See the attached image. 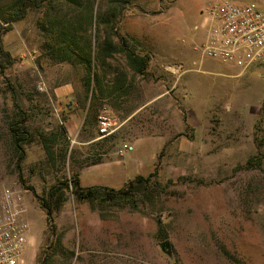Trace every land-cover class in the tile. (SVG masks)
Wrapping results in <instances>:
<instances>
[{
	"label": "rangeland",
	"instance_id": "rangeland-1",
	"mask_svg": "<svg viewBox=\"0 0 264 264\" xmlns=\"http://www.w3.org/2000/svg\"><path fill=\"white\" fill-rule=\"evenodd\" d=\"M219 1L125 3L115 30L129 48L150 56L147 69L133 73L123 52L97 67L104 84L83 126L86 72L52 54L53 36L41 25L47 7L28 9L8 24L11 0H0V48L10 55L0 51V65L10 61L0 72V193L14 186L24 194L30 223L24 264H39L47 250L50 264H264V61L240 72L202 57L199 46L213 23L207 8ZM92 4V22L77 33L91 42L93 58L97 1ZM117 67L126 74L124 93L108 96ZM10 82L33 129L46 132L63 122L67 134L77 132L68 134L66 162L43 165L36 138L16 165L7 132L14 115ZM100 114L115 122L111 135L99 134ZM124 144L133 149L122 152ZM156 165L157 178L174 184L155 206L140 210L102 213L68 189L50 229L33 193L42 195L73 171L82 185L118 188ZM160 225L166 238H159ZM166 242L170 254L161 249Z\"/></svg>",
	"mask_w": 264,
	"mask_h": 264
},
{
	"label": "trees",
	"instance_id": "trees-1",
	"mask_svg": "<svg viewBox=\"0 0 264 264\" xmlns=\"http://www.w3.org/2000/svg\"><path fill=\"white\" fill-rule=\"evenodd\" d=\"M97 1V10L94 13L95 20V42L94 57L92 58V45L88 38L78 35V31H86V25L92 22L93 2ZM129 0H108L104 3L100 0H11L9 9L11 13L5 18V22L10 24L25 17L28 9L47 7L42 17V28L49 35L53 36L54 42L50 43L52 54H56L63 60H71L80 63L85 74V91L89 97L88 114L83 124L85 126L90 119V107L93 97H97L95 90H101L104 84L99 77L97 67L109 66L107 59L113 58L118 52H123L127 66L135 74L144 75L147 69L150 56L136 53L129 48L127 40L119 35L115 28L118 16H121L124 4ZM1 11V5H0ZM89 13V15H88ZM85 15V16H84ZM6 27V30L10 29ZM118 39V43L115 41ZM3 54V48H0ZM56 52V53H55ZM7 58L8 52H4ZM0 65V72L4 73L9 65ZM113 80L107 91L110 95L116 89L123 88L126 82V74L120 69L114 68ZM11 97L14 104V115L7 123V132L10 136V144L16 156V165L21 166V162L26 157V145L34 142L36 138L42 143L46 158L43 165L54 164L58 158L66 162L69 157V137L64 123L57 124L49 131L35 130L30 126L29 115L22 103L18 101L17 89L11 82L9 83ZM108 95V96H109ZM61 144L57 149L56 146ZM251 162V160H249ZM157 165L153 172L147 176L137 175L121 187L115 188L102 184L82 185L79 173L73 171L69 177L59 180L47 188H44L42 195L35 191L34 196L38 199L41 208L46 213L49 228H52L53 215L58 212L65 201V190H70L74 198L78 201L88 203L91 207L100 212L109 209L131 208L140 210L142 207H153L156 205V197L170 193L172 180L162 182L157 178ZM159 238H166L167 233L160 225L158 229ZM51 256L49 251H45L39 264H50Z\"/></svg>",
	"mask_w": 264,
	"mask_h": 264
},
{
	"label": "built area",
	"instance_id": "built-area-1",
	"mask_svg": "<svg viewBox=\"0 0 264 264\" xmlns=\"http://www.w3.org/2000/svg\"><path fill=\"white\" fill-rule=\"evenodd\" d=\"M213 23L199 46L207 57L239 68L240 72L264 61V0H223L207 8ZM101 136L117 129L107 114L98 116ZM124 144L121 151L132 150ZM27 205L22 190L6 186L0 193V264H24L30 237Z\"/></svg>",
	"mask_w": 264,
	"mask_h": 264
},
{
	"label": "crops",
	"instance_id": "crops-1",
	"mask_svg": "<svg viewBox=\"0 0 264 264\" xmlns=\"http://www.w3.org/2000/svg\"><path fill=\"white\" fill-rule=\"evenodd\" d=\"M125 85H126V82H125ZM125 85H124V87H125ZM123 87V88H124ZM123 88H120V89H116V91H114V92H112L109 96H112L113 94H121V92H123L124 93V89ZM121 91V92H120ZM72 119V117H70L69 119H68V121H67V123H73V120H71ZM68 134L70 135V136H76V134H77V132L76 131H73V132H71L69 129H68ZM29 239H30V237H29ZM29 243H30V240H29ZM27 247H28V244H27Z\"/></svg>",
	"mask_w": 264,
	"mask_h": 264
},
{
	"label": "water",
	"instance_id": "water-1",
	"mask_svg": "<svg viewBox=\"0 0 264 264\" xmlns=\"http://www.w3.org/2000/svg\"><path fill=\"white\" fill-rule=\"evenodd\" d=\"M161 249H162L163 251H165L167 254H170V253H171V250H170V247H169L168 242L163 243V244L161 245Z\"/></svg>",
	"mask_w": 264,
	"mask_h": 264
}]
</instances>
